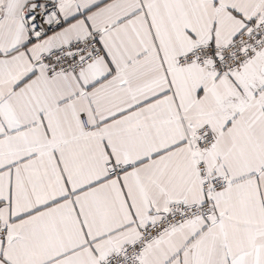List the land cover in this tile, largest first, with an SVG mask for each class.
Returning a JSON list of instances; mask_svg holds the SVG:
<instances>
[{
    "label": "snow or ice",
    "instance_id": "1",
    "mask_svg": "<svg viewBox=\"0 0 264 264\" xmlns=\"http://www.w3.org/2000/svg\"><path fill=\"white\" fill-rule=\"evenodd\" d=\"M0 264H264V0H0Z\"/></svg>",
    "mask_w": 264,
    "mask_h": 264
}]
</instances>
